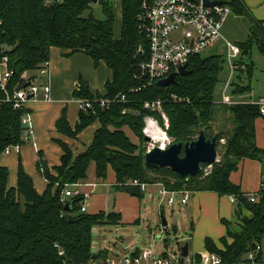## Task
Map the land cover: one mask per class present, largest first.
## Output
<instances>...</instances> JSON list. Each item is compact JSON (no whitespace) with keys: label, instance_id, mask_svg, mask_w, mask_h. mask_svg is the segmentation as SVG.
<instances>
[{"label":"trees","instance_id":"16d2710c","mask_svg":"<svg viewBox=\"0 0 264 264\" xmlns=\"http://www.w3.org/2000/svg\"><path fill=\"white\" fill-rule=\"evenodd\" d=\"M122 32L115 38L114 0H0V57L9 59L14 72L9 89L37 78L42 64L50 60L51 50L60 48L67 56L82 53L95 65L103 62L113 72L105 93L93 94L82 78L73 96L77 100L93 102V109H82L79 122L73 129L62 113L57 130L73 139L94 124L99 127L93 143L86 151L74 155L70 146L59 141L63 155L59 166L49 168L42 155L37 167L47 181V188L39 193L31 177L19 165L16 187H9V170L0 165V264H106L109 251L93 258V230L105 225H118L119 215L81 212L82 195L66 197L67 189L76 188L88 177L92 164L97 177L107 178L109 168L116 174V186L126 189L133 181L148 185L162 184L169 191L214 192L220 197L236 200V230L233 223L222 220L227 233L219 241L205 239L208 252L219 255L223 264H249L248 256L257 252L256 261L264 260V149L256 143V122L264 119L258 106L250 103L221 104L218 96L222 84L225 59L219 55L195 57L189 64L190 76H177V83L163 88L150 83L141 65L147 56V40L143 32L142 0H121ZM232 13L247 17L250 35L241 48L245 69H237L231 82L232 95L237 97L251 91L247 84L253 64L249 57L253 47L264 56V21L256 19L241 0H231ZM99 8L103 17L96 12ZM0 95L3 93L0 91ZM121 95L127 101L120 102ZM174 96L180 101L174 99ZM108 104L102 107L99 102ZM163 101L169 127L165 129L160 113L145 110L144 104ZM31 110H15L4 104L0 109V157L17 145H25L22 118ZM153 117L166 130L172 143L183 145L195 141L202 130L207 139L218 134L217 152L221 161L213 164L212 172L198 174L188 181L168 168L147 169L145 155V120ZM138 139V145L130 134ZM224 141V142H223ZM223 142V143H222ZM244 159L259 161L262 185L258 201L250 202L248 194L235 185L230 176ZM206 165H202L205 167ZM136 196L142 191L135 187ZM73 202L72 210L66 205ZM244 207L249 215L242 212ZM72 216L73 221H69ZM261 247L260 251L257 248ZM135 252L132 255H138ZM166 257V256H165Z\"/></svg>","mask_w":264,"mask_h":264},{"label":"crops","instance_id":"0c3cea01","mask_svg":"<svg viewBox=\"0 0 264 264\" xmlns=\"http://www.w3.org/2000/svg\"><path fill=\"white\" fill-rule=\"evenodd\" d=\"M241 1L248 6L256 19L264 21V0ZM119 20H121V23ZM121 32L122 4L118 17L115 13V38L119 39ZM68 53V51L60 48L51 50V72L40 83L41 85H50V99L44 100L41 92L38 99L28 104L33 125L31 142L23 145L19 150L13 149L9 154H3L0 157V165L9 170V187L17 186L19 165L21 163L24 171L33 180L36 190L43 193L47 188V181L37 167L40 155H42V159L48 167L52 169L61 163L63 151L59 141L70 146L74 155L86 151L93 143L95 132L99 127L98 124L84 130L76 139L60 133L56 124L62 113L66 111L69 125L73 129L77 126L82 107L80 100L75 99L73 93L78 88L81 78L88 83L93 94H104L106 84L113 78V72L103 62L96 66L92 58L85 54L76 53L67 56ZM258 122H261V132L258 129ZM256 143L259 148L264 149V119H258L256 122ZM230 180L235 185H239L244 193L257 195L262 185L260 162L252 159L242 160L238 170L231 174ZM116 183V174L112 168L108 169L107 178L101 180L97 177L95 165L92 164L88 170L87 179L79 183L75 189L84 197L85 213L90 215L115 213L119 215V224L114 225L116 228L119 226L127 228L141 225L145 194L149 193L151 196L157 192L162 195L160 186L156 184L149 185L146 191L142 192V197H139L136 194H129L125 189L118 188ZM188 204L189 202L186 205ZM233 204L232 198L220 197L214 192H195L193 194L190 204L193 218V236L195 237H193V240H195V245L198 243L197 240H199V244L203 241V244H200L202 245L201 249L195 247L192 252L189 250L190 254L201 255L208 252L205 248L206 238H211L219 244L220 239L227 233L222 220L234 222L237 219L235 215L236 206L235 204L233 206ZM191 237L188 238L190 241ZM120 249L118 248L112 252L107 251H109L110 257L127 255L122 253ZM135 252L141 253L139 249L132 254Z\"/></svg>","mask_w":264,"mask_h":264},{"label":"built area","instance_id":"2783aa9c","mask_svg":"<svg viewBox=\"0 0 264 264\" xmlns=\"http://www.w3.org/2000/svg\"><path fill=\"white\" fill-rule=\"evenodd\" d=\"M98 1V0H97ZM231 0H142V14L140 19L144 21L143 32L147 40V52L140 50L141 54L147 56L146 62L141 65L143 74L149 77L150 83L159 82L167 79L173 74L179 73L181 67L188 65L197 56L206 52L215 46L221 40H224L228 49L227 63L230 68V78L228 79L225 89L223 90L220 103L233 105L239 102L230 100L226 96V89L231 86L237 69H245V65L238 64V57L241 55V48L224 39L222 28L229 15L232 13L230 7ZM209 3H221L215 5H206ZM189 69V68H188ZM51 61L44 62L37 72V78L25 84V88L21 90L14 89L10 91L9 85L14 72L9 67V59L0 57V109L4 104L11 105L15 110H25L31 101L38 99L40 93H43L44 100L50 99V85H39L37 83L38 76L44 78L50 75ZM24 86V85H23ZM21 87V86H19ZM31 96V98H30ZM174 99H177L174 96ZM120 102H126V95H121L118 99ZM82 109H93V102L82 101ZM259 107L264 117V97L259 98L255 102H247ZM99 104L105 107L108 102L101 100ZM144 108L153 113H160L164 120L165 129L169 127L168 118L163 110V101L156 100L146 102ZM32 115L26 112L22 118V125L25 128L23 133V141L28 144L33 136ZM146 126L144 134L151 138V141L159 143L162 147L167 148L172 144L171 139L167 136L166 130L162 128L153 117L145 120ZM165 141L160 142L162 138ZM154 146V145H153ZM152 146V147H153ZM22 145L9 148L6 154L13 149L19 150ZM151 147V148H152ZM149 148L148 150H150ZM159 185L160 193L168 197V204L174 205L176 195H181V203L187 204L190 199V191H169L162 184ZM131 187H138L142 192L146 191L148 184L133 181ZM67 189L66 197H75L80 195L78 191ZM249 200L252 203L258 201L257 195H250ZM232 202L236 205V200L232 198ZM81 212H86L85 200L81 205ZM261 247L257 248L260 251ZM257 252L248 256L249 264H264V260L257 262ZM98 264V263H92ZM106 264H223L221 257L215 253L206 252L201 255H192L189 253L187 257L182 256L180 250L176 257H155L152 250H145L138 255H115L106 260Z\"/></svg>","mask_w":264,"mask_h":264},{"label":"rangeland","instance_id":"374dc122","mask_svg":"<svg viewBox=\"0 0 264 264\" xmlns=\"http://www.w3.org/2000/svg\"><path fill=\"white\" fill-rule=\"evenodd\" d=\"M120 7L121 1L116 0L115 13H117V17L120 14ZM97 9L96 12H98V15L103 17L101 10L99 8ZM119 21L121 23V20ZM250 27V21L247 17H241L231 13L223 25L222 34L226 41L236 45L242 44L247 41L248 36L250 35ZM227 54L228 49L226 43L224 40H221L215 46L202 53L201 56L208 57L219 55L226 61ZM238 58L241 59V57ZM243 60L247 64L252 63L254 66L251 76L249 77L247 75L245 77L247 79V84L250 85L251 91L248 94L235 97L232 95L231 88L228 87L225 93L230 100L255 102L259 98L264 97V56H262L257 47L254 46L251 55L249 57H244ZM229 78L230 68L226 61L224 71L221 74L222 84L219 86V97L222 96ZM41 80H44V78L38 76L37 83L39 85H41ZM260 123L258 122L259 132H261ZM130 135L132 140L139 145L140 142L138 139L132 134ZM153 145H155V143L152 141L145 143V147L148 149ZM221 159V155L218 154V162L221 161ZM212 169L213 165L202 167L200 174H202L203 177H206L212 172ZM193 194V192H190L188 205L181 203V195H176L174 205H169L168 197L166 196L163 197L157 192L151 196L149 193L145 194L143 221L141 222V225L130 226L127 228H123L122 226L116 228L114 225L96 227L93 230V252L99 254L101 250H109L112 252L121 248L120 250L122 253L130 255L139 249L141 253L145 250H152L155 257L166 256L173 258L176 257V253L178 254L185 244H189L190 252H192L195 247L201 249L202 245L200 244H203V241L199 244V240H197L196 242L198 243L195 245V240H193V218L190 210ZM242 212L244 215H249V212L244 207H242ZM164 219L168 223L166 227H163ZM232 223L235 229L239 230L238 219ZM189 236H192L191 241L188 239ZM218 247L223 249L220 244H218Z\"/></svg>","mask_w":264,"mask_h":264},{"label":"water","instance_id":"95a60500","mask_svg":"<svg viewBox=\"0 0 264 264\" xmlns=\"http://www.w3.org/2000/svg\"><path fill=\"white\" fill-rule=\"evenodd\" d=\"M94 0V3H97ZM221 3H209L206 5H215ZM192 71L188 69V65L181 67L178 75L190 76ZM177 83V74H173L167 79L161 80L157 83L159 87H169ZM25 88L24 86L18 87L17 90ZM31 98V96H30ZM145 139L151 142V138L145 135ZM218 134L216 133L212 139H207L205 131L202 130L195 141L182 144L172 143L169 147L164 148L159 143H156L145 155V167L147 169H162L168 168L176 173L184 181L198 175L202 171V165L211 166L218 162ZM131 195H135L134 187H127L125 189ZM73 202L66 205V211L72 210ZM69 221H73L72 216H69ZM168 225L167 221L163 220V227ZM182 256L189 255V244H185L182 248ZM98 254H94L93 258H98Z\"/></svg>","mask_w":264,"mask_h":264},{"label":"bare ground","instance_id":"6f19581e","mask_svg":"<svg viewBox=\"0 0 264 264\" xmlns=\"http://www.w3.org/2000/svg\"><path fill=\"white\" fill-rule=\"evenodd\" d=\"M166 140V138L164 137V138H162L161 140H159L160 142H162V141H165Z\"/></svg>","mask_w":264,"mask_h":264}]
</instances>
